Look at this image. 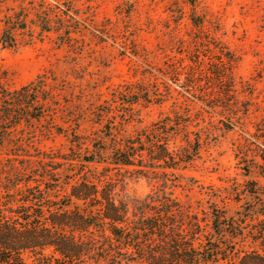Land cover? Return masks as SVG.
<instances>
[{"label":"rangeland","instance_id":"obj_1","mask_svg":"<svg viewBox=\"0 0 264 264\" xmlns=\"http://www.w3.org/2000/svg\"><path fill=\"white\" fill-rule=\"evenodd\" d=\"M39 77L53 104L15 132L26 155L0 146L2 178L45 173L39 160L64 177L107 166L133 199L168 172L174 194L206 222L211 207L246 216L247 230L263 217L264 0H0L1 83ZM166 124L170 150L189 158L180 168L79 160L94 144L109 156L110 138ZM239 246L257 248L249 236Z\"/></svg>","mask_w":264,"mask_h":264},{"label":"trees","instance_id":"obj_2","mask_svg":"<svg viewBox=\"0 0 264 264\" xmlns=\"http://www.w3.org/2000/svg\"><path fill=\"white\" fill-rule=\"evenodd\" d=\"M46 83L39 77L10 89L0 81V146L11 147L4 154L28 153L15 132L24 123L32 128L50 111L55 93L47 88L44 95ZM161 129L110 138L109 156L94 144L92 158L79 160L137 166L151 174L182 167L188 155L170 150L163 135L167 124ZM38 163L45 173L31 168L28 178L0 176V264H264V207L263 217L247 230L246 216L235 219L212 207L210 219L203 220L174 194L168 172L145 197L130 199L123 180L107 166L64 177ZM247 236L257 248L239 246Z\"/></svg>","mask_w":264,"mask_h":264}]
</instances>
